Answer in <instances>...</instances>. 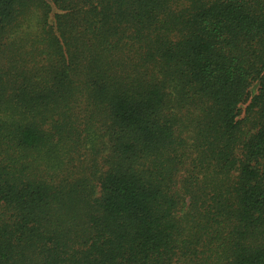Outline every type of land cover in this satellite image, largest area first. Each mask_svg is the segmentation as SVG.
I'll return each mask as SVG.
<instances>
[{"label": "trees", "instance_id": "obj_1", "mask_svg": "<svg viewBox=\"0 0 264 264\" xmlns=\"http://www.w3.org/2000/svg\"><path fill=\"white\" fill-rule=\"evenodd\" d=\"M0 264H264V0H0Z\"/></svg>", "mask_w": 264, "mask_h": 264}]
</instances>
